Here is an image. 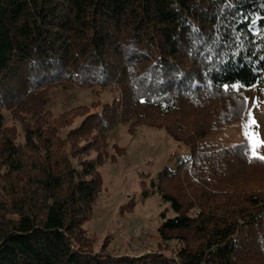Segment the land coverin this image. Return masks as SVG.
<instances>
[{"label": "trees", "instance_id": "obj_1", "mask_svg": "<svg viewBox=\"0 0 264 264\" xmlns=\"http://www.w3.org/2000/svg\"><path fill=\"white\" fill-rule=\"evenodd\" d=\"M57 86L117 87L72 132L97 130L93 145L122 122L189 146L143 191L171 204L158 235L172 255L92 249L98 158L75 167L37 120ZM240 86L264 89V0H0V264H264V160L247 140L200 142L244 118ZM4 110L35 117L24 145Z\"/></svg>", "mask_w": 264, "mask_h": 264}, {"label": "rangeland", "instance_id": "obj_2", "mask_svg": "<svg viewBox=\"0 0 264 264\" xmlns=\"http://www.w3.org/2000/svg\"><path fill=\"white\" fill-rule=\"evenodd\" d=\"M259 23L258 19L252 21L253 32L259 30ZM239 89L248 104L244 118L200 142L222 147L247 140L253 150L258 139L260 143L255 152L264 156V89L258 86H240ZM119 98L116 86L109 89L57 86L49 90L44 113L37 120L43 123L46 130L57 134L54 136L57 148L75 167L85 159L98 158L97 170L102 188L92 214L83 225L92 242V249L99 251L104 247L113 253L161 251L172 255L177 242L162 244L158 235L161 213L165 211L168 216L174 215L171 204L157 192L144 199L143 191L153 190L152 179L159 171L166 167L176 169L180 158L190 153L189 146L157 123L134 127L128 123H115L94 145L92 138L97 137V130H91L88 135L82 134V138L80 133H72L86 117L102 112L106 104H112ZM4 115L5 132L24 145V129L27 122L35 124V117L31 114L24 117L7 110H4ZM49 121L56 122L52 125ZM93 125L96 126L97 122ZM6 172L0 167V187L7 184ZM260 182L264 184V180Z\"/></svg>", "mask_w": 264, "mask_h": 264}, {"label": "snow or ice", "instance_id": "obj_3", "mask_svg": "<svg viewBox=\"0 0 264 264\" xmlns=\"http://www.w3.org/2000/svg\"><path fill=\"white\" fill-rule=\"evenodd\" d=\"M226 87V89H227V86H225ZM253 123H255V121H253ZM259 140L257 139L256 141H255V143H254V146H253V155L254 156H256L257 158H259V159H261V160H264V156H257V154H256V152H255V148L257 147V146H259Z\"/></svg>", "mask_w": 264, "mask_h": 264}]
</instances>
